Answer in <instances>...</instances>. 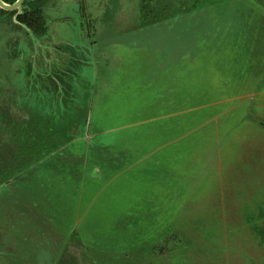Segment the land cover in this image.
Instances as JSON below:
<instances>
[{
  "label": "rangeland",
  "instance_id": "1",
  "mask_svg": "<svg viewBox=\"0 0 264 264\" xmlns=\"http://www.w3.org/2000/svg\"><path fill=\"white\" fill-rule=\"evenodd\" d=\"M165 2L141 26L137 0H46L41 35L0 14L9 135H73L0 147V264H264V0Z\"/></svg>",
  "mask_w": 264,
  "mask_h": 264
},
{
  "label": "trees",
  "instance_id": "2",
  "mask_svg": "<svg viewBox=\"0 0 264 264\" xmlns=\"http://www.w3.org/2000/svg\"><path fill=\"white\" fill-rule=\"evenodd\" d=\"M2 1L5 3H13L16 0ZM45 1L46 0H24V3L20 7L21 9L19 11L5 12L0 9V14H16V20L18 23L26 26L35 35H41L45 26L43 25ZM137 4L139 5L138 23L141 26H147L151 23V21L154 23L167 17L166 11L164 10L169 6L166 4L165 0H137ZM168 12L169 11H167V13ZM3 114L8 113L4 109L0 108V130L2 131V135L6 136L5 138H1L0 147L6 149V153L3 155H5L9 161L19 160L21 154L22 156L25 154H27V156L39 154L46 155L47 150H56V148H60L58 146L66 144L73 138V135L67 130L64 129V131H62V129L59 128L57 120L54 119V117L47 116H45L44 119H38L37 116L33 117L31 123L32 127L37 130L36 133L31 131L28 135L21 139V141L19 139H15L14 137L11 138L9 132L7 131L8 125L5 123L10 122L9 124H11L13 119ZM83 116H85V114ZM36 119H38L39 122H36ZM12 139H15V141ZM18 140L20 141L19 145L17 144ZM21 145H24L27 153L25 151H22L23 153L19 152L21 150ZM0 155L1 158L4 157L2 154ZM6 173L7 171H4L2 168L0 169V177L6 175Z\"/></svg>",
  "mask_w": 264,
  "mask_h": 264
},
{
  "label": "water",
  "instance_id": "3",
  "mask_svg": "<svg viewBox=\"0 0 264 264\" xmlns=\"http://www.w3.org/2000/svg\"><path fill=\"white\" fill-rule=\"evenodd\" d=\"M24 3V0H16L15 2L13 3H5L4 1L0 0V9L3 10V11H8V12H11V11H19L22 6V4ZM89 119H90V115H88V121L86 123V127L88 125V122H89Z\"/></svg>",
  "mask_w": 264,
  "mask_h": 264
}]
</instances>
